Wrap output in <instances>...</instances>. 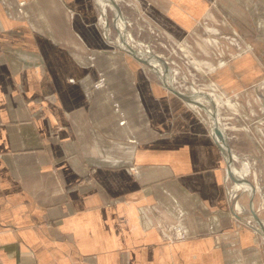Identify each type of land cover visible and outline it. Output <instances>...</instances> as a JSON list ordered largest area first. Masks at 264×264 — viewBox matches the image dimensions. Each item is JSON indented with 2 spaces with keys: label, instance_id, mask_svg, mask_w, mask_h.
Wrapping results in <instances>:
<instances>
[{
  "label": "crops",
  "instance_id": "obj_1",
  "mask_svg": "<svg viewBox=\"0 0 264 264\" xmlns=\"http://www.w3.org/2000/svg\"><path fill=\"white\" fill-rule=\"evenodd\" d=\"M146 1L171 68L183 57L229 102L234 145L264 158V0ZM99 13L0 0V264H264V225L228 192L209 124ZM163 221L190 237L164 239Z\"/></svg>",
  "mask_w": 264,
  "mask_h": 264
},
{
  "label": "rangeland",
  "instance_id": "obj_2",
  "mask_svg": "<svg viewBox=\"0 0 264 264\" xmlns=\"http://www.w3.org/2000/svg\"><path fill=\"white\" fill-rule=\"evenodd\" d=\"M96 1L99 5L100 12H101L102 11L101 3L99 2V0H96ZM141 1H142V5H141ZM143 5H145L146 7H150L148 6L146 0H119L120 9L122 11V14L126 18L125 20L127 22V30L130 31L134 39L135 38L137 39L139 46H142L140 41L144 43H151L153 48H151L152 46L146 45L147 48H149L150 52L153 51L154 53L164 55L167 58L166 61L168 62L171 68V57H168V56H171V50L173 49L171 45V35L165 32L164 31L165 28L162 26V25H169V24L166 22L164 23L163 21H160L159 19L156 20L152 18V15L149 14V12L142 10ZM108 7L109 5L107 6L108 11L106 13L107 20L109 23L108 29L111 30L112 37L114 38L112 40L116 41L120 34H119V29H117V26L115 25V21H114L115 12L110 7L108 9ZM140 25L142 26L139 27ZM150 25H156L157 29H155L154 27H151ZM141 49H145V48H141ZM148 51L144 52L145 57H148L149 55ZM182 62H183V57L179 58V61L177 60L176 62L177 66L181 68L180 69L181 71L183 70V66H184ZM171 71L173 70L171 69ZM163 74L164 73L162 72L161 75ZM170 77H171L172 83L174 84L173 72L169 75V77H167L169 81H170ZM228 112L229 111L225 110V113H223L224 116L226 117L227 115L232 118L233 115H230ZM225 126H226L225 133L228 135L229 145L231 147L232 152H234L237 157L234 160L235 166L238 167L239 169H243L246 164L248 165V173L246 177L248 179L249 189L243 190L239 188L236 194H239L240 205L244 206V208L246 209L245 215H250L251 208H250L248 193H250V191L252 190V185H255V183H257L260 186L264 182V158L262 156H255V157L250 156L248 155L247 152H245L244 149H241V148L239 149V147L234 145L235 144L234 141L237 139V133L234 131H238L239 129H242L243 127L241 126L239 127L233 124H228V125L225 124ZM230 179L231 177L229 176L228 182L230 181ZM230 183H232L233 185L234 181L231 179ZM262 193L263 191H261V194L257 193L256 195L254 194L255 196H253L254 207L257 210V212L259 211L258 214H259L261 221H263L264 219V208H263L264 199H263ZM260 206H261V210L258 209V207Z\"/></svg>",
  "mask_w": 264,
  "mask_h": 264
},
{
  "label": "built area",
  "instance_id": "obj_3",
  "mask_svg": "<svg viewBox=\"0 0 264 264\" xmlns=\"http://www.w3.org/2000/svg\"><path fill=\"white\" fill-rule=\"evenodd\" d=\"M20 5L21 6L24 5V1L20 2ZM101 12H100V15H99V23H100L101 28H102V33H103L104 38H106V39H108L110 41L111 38L112 39H114V38L112 37L111 30H109V29H108L109 31L107 30V27L105 26V23L102 20V14H101ZM116 16L117 15H115V17ZM106 18H107V14H106ZM135 40H137V39L135 38ZM138 41H140V40H138ZM140 42H141V44L143 46H145V45L152 46L151 43H144L142 41H140ZM151 48H153V46ZM126 50H127V48H126ZM137 54H138L139 57H141L139 51H137ZM154 55H158L163 60H166V57L164 55H160V54L154 53L152 51V53H149L148 57H146L148 59V63L145 64V65H146V67L148 69L153 70L160 78H162L164 75H161L160 74L161 72L158 70V68L156 69L152 65V63L150 62V60H149V57H151V56L156 57ZM168 57H171V56H168ZM168 68H169V66H168ZM171 69L173 71H171L169 69V71L167 73L165 72V77H166V75L169 77V74H171L173 72L174 84L173 85L171 84V86L172 87L174 86V88L176 90L180 91V92L189 93V94H194L195 95V100L196 101L195 102H192L193 108L195 109V111L199 115H201L205 119V121H207V123L209 124V131H210L211 136L213 137V139L216 141V143L219 145V147L223 151L222 143H221V140L219 138V135H218V133H217V131L215 129L214 122H213V119L211 118V115L212 116H214V115L216 116V114H217L216 117H217V120L219 122V125L221 126L222 130L225 132V130H226L225 124L226 125L229 124V121H228L227 118H229L230 116H227L226 115V117H225L224 114L222 113L223 112L222 111V108H227V106L229 105V102L226 101L225 99H222L216 93V91L209 90L206 87L201 86L198 83H196L195 79H193V78L191 79L189 77L183 76L182 71L180 70L181 69L180 67H178V66H177V68L172 67ZM177 75H179V77H177ZM165 77H163V78H165ZM105 82L106 81H105L104 75L102 73H100L98 80L94 83V86L96 88L104 87L105 86ZM198 94H200L202 96L200 100L197 99L198 96H199ZM206 94H209L215 100L216 105H214L213 103L211 104V102H209V100H207L209 98L206 96ZM217 98H218V100H217ZM217 104L219 106H217ZM115 108L117 110L119 108L117 103H115ZM208 111L210 112V114L208 113ZM225 119H226V121H225ZM121 123L124 124L125 123V120H122ZM228 139L229 138H228V135H227V140ZM226 175L224 176V181H226V179H227V176ZM230 181H231V179H230ZM230 181L229 182H225V183L226 184L227 183L229 184ZM254 186L256 187V193L255 194H257V193H260L261 194V191H263L262 194H263V199H264V182L260 186L257 183H255ZM227 190H228V192H230V194H233L235 192L237 193L239 189L236 187V184L234 182L233 185H232V183H230V186L228 187ZM258 209L261 210V206L258 207ZM149 212H151V210H149ZM157 225L161 229L163 238L166 239V240H168V241H170V242H174V241H178V240H184V239H187V238L190 237V235L186 232V230L178 222H164L163 221L162 223H158Z\"/></svg>",
  "mask_w": 264,
  "mask_h": 264
},
{
  "label": "bare ground",
  "instance_id": "obj_4",
  "mask_svg": "<svg viewBox=\"0 0 264 264\" xmlns=\"http://www.w3.org/2000/svg\"><path fill=\"white\" fill-rule=\"evenodd\" d=\"M99 2L101 3V5H102V12H101V14H102V20H103V22L105 23V26L107 27V30H108V21H107V18H106V13H107V6L109 5V7L111 8V9H113L114 10V12H115V15H117L115 18H114V21H115V25L117 26V29H119V37L117 38V40L115 41L116 42V44L119 46V47H121L123 50H125L126 52H127V50H126V41L130 44V46L134 49V50H136V51H139L140 52V56L141 57H144V58H146L145 57V53L144 52H147L148 50H149V48H147V46L145 45V46H143L142 44V46H139V43L137 42V40H135L134 39V37H133V35L130 33V31H128L127 30V22H126V18L124 17L123 18V16L124 15H121V14H119V12H117V10H116V8H115V4L114 3H117V4H119V0H99ZM109 7H108V9H109ZM138 43V44H137ZM138 46V47H137ZM140 47V48H139ZM141 48H145V49H141ZM139 49V50H138ZM128 53V52H127ZM149 53H152V52H150V50L148 51V54ZM152 57V59L153 60H151V59H149L150 60V62L152 63V65L157 69L158 68V70L161 72V74H162V72L164 73L163 75V77H165V66H169V69L171 70V68H170V65L168 64V62L166 61L167 60V58H166V60H164L166 63H167V65H166V63L165 62H162L160 59H157L156 57H153V56H151ZM151 57H149V58H151ZM170 75V74H169ZM167 75H166V77L164 78V80L165 81H167L169 84H172L173 85V83H172V80H171V78H170V81L167 79ZM174 87V86H173ZM175 89V88H174ZM199 96H198V98L197 99H201V95L200 94H198ZM198 100V101H199ZM208 113L210 114V112L208 111ZM224 135L226 136V138H227V134L226 133H224ZM222 143V142H221ZM224 143V145H225V141L223 142ZM225 147H226V145H225ZM231 155H232V158H233V160H235L237 157H236V155H235V153L234 152H232V150H231ZM233 168V170L234 171H236V173H237V176H240V177H242L243 179H246V181L244 182V186H245V189L244 190H248L249 189V185H248V179H247V177H246V175H247V173H248V165L246 164L245 165V167L243 168V169H239L238 167H236V166H233L232 167ZM227 174V175H226ZM226 176H227V179H226V181L225 182H228V180H229V173H228V169L226 170ZM250 183V182H249ZM236 187L239 189H241V187L236 183ZM251 193H252V190L250 191V193H249V195H250V197H251ZM253 206H254V203H253ZM254 209H255V207H254ZM255 211L257 212V210L255 209ZM258 213V212H257ZM253 214V213H252ZM261 224H263L264 225V223L261 221Z\"/></svg>",
  "mask_w": 264,
  "mask_h": 264
},
{
  "label": "water",
  "instance_id": "obj_5",
  "mask_svg": "<svg viewBox=\"0 0 264 264\" xmlns=\"http://www.w3.org/2000/svg\"><path fill=\"white\" fill-rule=\"evenodd\" d=\"M114 4H115V8H116L117 12H119V14L123 15L119 4H117V3H114ZM123 18H124V16H123ZM126 47H127V51L129 52V54L135 56L136 58H138L144 64L148 63V59L147 58H143V57H139L138 54H137V51L134 50L129 45V43L127 41H126ZM154 56H156V58H158L162 62H164V60L160 56H158V55H154ZM166 65H167V63H166ZM168 71H169V68L167 66H165V72L167 73ZM163 82H164V84L166 85L167 88H169L170 90L174 91L177 95H179L180 97H182L186 101H189V102H195L196 101L194 94L183 93V92H180V91L174 89V87H172L171 84H169L167 81H165L164 78H163ZM206 96L208 97V95H206ZM208 98L210 99V97H208ZM211 118L213 119L215 129H216V131H217V133L219 135V138H220V140L222 142V148H223V152H224V154L226 156V163H227V169H228L229 176L231 177V179L235 183H237L241 187V189L244 190L245 189L244 182L246 181V179H243L242 177L237 176L236 171H234L233 168H232L233 166H235V162H234V160L232 158V155H231V147L229 145V142H228L226 136L224 135L225 132L222 130L221 126L219 125L217 117L215 115L214 116L211 115ZM224 141H225L226 147H225V145L223 143ZM255 190H256V187L254 185H252V193H251V197L249 198V203H250L251 211L253 213L254 218L261 223V219H260L258 213L255 211L254 206H253V196L256 193Z\"/></svg>",
  "mask_w": 264,
  "mask_h": 264
}]
</instances>
